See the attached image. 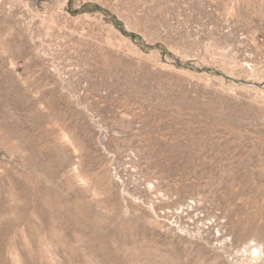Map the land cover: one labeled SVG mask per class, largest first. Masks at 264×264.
I'll list each match as a JSON object with an SVG mask.
<instances>
[{
    "label": "rangeland",
    "instance_id": "1",
    "mask_svg": "<svg viewBox=\"0 0 264 264\" xmlns=\"http://www.w3.org/2000/svg\"><path fill=\"white\" fill-rule=\"evenodd\" d=\"M0 264H264V0H0Z\"/></svg>",
    "mask_w": 264,
    "mask_h": 264
}]
</instances>
